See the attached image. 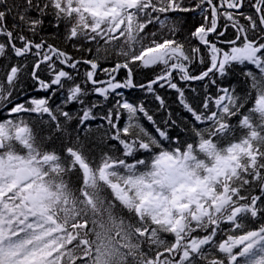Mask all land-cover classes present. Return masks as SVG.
I'll return each instance as SVG.
<instances>
[{"label":"snow or ice","instance_id":"6c2138e0","mask_svg":"<svg viewBox=\"0 0 264 264\" xmlns=\"http://www.w3.org/2000/svg\"><path fill=\"white\" fill-rule=\"evenodd\" d=\"M0 264H264V0H0Z\"/></svg>","mask_w":264,"mask_h":264},{"label":"trees","instance_id":"16d2710c","mask_svg":"<svg viewBox=\"0 0 264 264\" xmlns=\"http://www.w3.org/2000/svg\"><path fill=\"white\" fill-rule=\"evenodd\" d=\"M189 23H191V18L189 17ZM231 35V33H229ZM104 67H109L110 64L105 62L103 64ZM148 71V70H145ZM140 80L146 79V76L142 73L139 76ZM235 83V82H234ZM239 87V85H236ZM192 87H195L197 91H202V85L199 82H195L192 84ZM159 94L165 99L166 105L168 106V109L171 110L174 114V118L179 119L180 117H184L187 114L183 110V108L177 103L176 101V94L174 90L171 89H159ZM122 97L128 99L130 102H134L136 104H139L141 102L144 103L145 107L151 112L154 113L156 118L159 119L162 115H164L163 110L157 111L158 108V102L155 100V98L150 94H145L141 90H128L123 89L121 90ZM30 95H36L34 92H30ZM189 97L195 95V93H191L190 91L186 93ZM111 106V105H108ZM145 124L147 125V122L145 121ZM95 127V125H94Z\"/></svg>","mask_w":264,"mask_h":264}]
</instances>
